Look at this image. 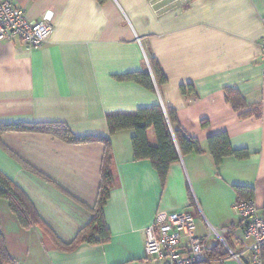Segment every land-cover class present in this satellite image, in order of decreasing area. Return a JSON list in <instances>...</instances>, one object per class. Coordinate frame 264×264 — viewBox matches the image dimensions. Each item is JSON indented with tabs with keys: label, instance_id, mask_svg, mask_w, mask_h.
<instances>
[{
	"label": "crops",
	"instance_id": "crops-1",
	"mask_svg": "<svg viewBox=\"0 0 264 264\" xmlns=\"http://www.w3.org/2000/svg\"><path fill=\"white\" fill-rule=\"evenodd\" d=\"M10 1L30 20L54 13L55 26L38 49L0 40V124L63 123L80 137H107V115L161 105L175 110L177 127L204 149L181 156L161 181L150 160H135L134 131L116 132L115 186L104 209L109 240L64 250L60 245L73 242L92 218L105 144L4 131L0 170L57 237L23 227L0 199V230L16 264H147L146 228L183 210L195 214L196 233L211 235L210 245L219 241L215 231H232V251L241 260L227 256L215 264H252L236 187L253 188L264 215V0ZM151 56L167 77L160 86ZM135 71L149 72L154 89L118 79ZM226 88L237 90L250 109L258 107L261 117L241 118L226 101ZM217 133L249 157L228 156L217 166L207 150L208 137ZM148 140L157 145L153 128Z\"/></svg>",
	"mask_w": 264,
	"mask_h": 264
},
{
	"label": "trees",
	"instance_id": "trees-1",
	"mask_svg": "<svg viewBox=\"0 0 264 264\" xmlns=\"http://www.w3.org/2000/svg\"><path fill=\"white\" fill-rule=\"evenodd\" d=\"M104 2L105 0H98ZM151 68L158 85L167 81L163 70L154 57H149ZM120 80L135 81L149 89H154V82L151 74L146 71H135L119 76ZM185 92L184 87L182 88ZM225 98L233 109L240 113V117L247 119L250 117H261L258 107L250 109L244 97L235 89L226 88ZM109 128L107 137L75 135L70 128L63 123H17L0 124V135L7 130L36 131L54 134L69 143H83L100 141L105 144V153L101 173V183L98 198L95 206L91 209L92 218L89 224L77 235L75 240L69 244L60 245L64 250H72L82 242L92 244L105 243L109 240L110 230L107 225L104 209L110 198L111 190L115 186L114 158L111 146V137L118 131L132 129V145L135 160H150L156 168L161 181H164L172 164L179 162L181 156L189 153H202L203 148L197 138L187 135L182 129L177 127L178 118L174 109L167 108L164 111L161 105L144 107L134 113L109 114L106 117ZM202 125H207L203 121ZM153 128L157 138V145L153 146L148 140V129ZM207 150L211 154L215 164L219 166L223 159L234 156L239 159L249 157L247 149H235L231 145L229 136L226 133H217L208 137ZM238 200H249L254 198L253 188L237 186ZM0 199L9 202L11 211L18 217L23 227L29 228L32 225L39 227L45 236L53 237V231L43 222L34 210L30 201L18 188L12 179L0 170ZM242 229L245 224L241 220ZM232 231L224 234L225 241L231 250H234L232 242ZM57 238V237H56ZM208 255L211 261L201 264H213L221 258L231 256L225 245L217 241L208 248ZM244 262V261H243ZM0 264H16L15 259L10 254L4 233L0 230ZM244 264H247L244 262Z\"/></svg>",
	"mask_w": 264,
	"mask_h": 264
},
{
	"label": "built area",
	"instance_id": "built-area-1",
	"mask_svg": "<svg viewBox=\"0 0 264 264\" xmlns=\"http://www.w3.org/2000/svg\"><path fill=\"white\" fill-rule=\"evenodd\" d=\"M264 24V16H263ZM55 26L52 12L40 19L30 20L22 7L10 0H0V40L19 39L28 49H38L51 36ZM261 64L264 69V35L261 39ZM236 210L245 224L242 242L244 250L250 253L252 264H264V215L259 212L254 199L238 200ZM196 216L189 211L168 213L158 223L145 230V255L147 264H201L211 261L208 255L211 235L199 237L196 233ZM230 229L215 231V237L231 253V257L241 260L235 254L224 234ZM219 261H224L223 258Z\"/></svg>",
	"mask_w": 264,
	"mask_h": 264
},
{
	"label": "rangeland",
	"instance_id": "rangeland-1",
	"mask_svg": "<svg viewBox=\"0 0 264 264\" xmlns=\"http://www.w3.org/2000/svg\"><path fill=\"white\" fill-rule=\"evenodd\" d=\"M213 264H215V262H213Z\"/></svg>",
	"mask_w": 264,
	"mask_h": 264
}]
</instances>
